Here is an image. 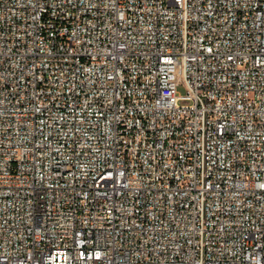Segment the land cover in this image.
Here are the masks:
<instances>
[{
  "label": "built area",
  "instance_id": "built-area-1",
  "mask_svg": "<svg viewBox=\"0 0 264 264\" xmlns=\"http://www.w3.org/2000/svg\"><path fill=\"white\" fill-rule=\"evenodd\" d=\"M0 264H264V0H0Z\"/></svg>",
  "mask_w": 264,
  "mask_h": 264
},
{
  "label": "rangeland",
  "instance_id": "rangeland-1",
  "mask_svg": "<svg viewBox=\"0 0 264 264\" xmlns=\"http://www.w3.org/2000/svg\"><path fill=\"white\" fill-rule=\"evenodd\" d=\"M178 93L179 94H184V89L182 87L178 88Z\"/></svg>",
  "mask_w": 264,
  "mask_h": 264
}]
</instances>
